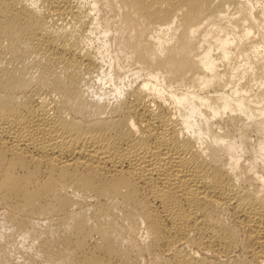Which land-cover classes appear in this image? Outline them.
<instances>
[{
  "label": "bare ground",
  "instance_id": "obj_1",
  "mask_svg": "<svg viewBox=\"0 0 264 264\" xmlns=\"http://www.w3.org/2000/svg\"><path fill=\"white\" fill-rule=\"evenodd\" d=\"M0 206L65 264H264V1L0 0Z\"/></svg>",
  "mask_w": 264,
  "mask_h": 264
},
{
  "label": "rangeland",
  "instance_id": "obj_2",
  "mask_svg": "<svg viewBox=\"0 0 264 264\" xmlns=\"http://www.w3.org/2000/svg\"><path fill=\"white\" fill-rule=\"evenodd\" d=\"M48 224V219L35 217L21 234L7 210L0 206V258L7 259L5 264H22L24 257L25 261L30 257H35L36 260L33 264H65L61 259H49L41 256L42 254L38 251L39 238L45 235L50 236L49 238L53 236L49 232Z\"/></svg>",
  "mask_w": 264,
  "mask_h": 264
}]
</instances>
